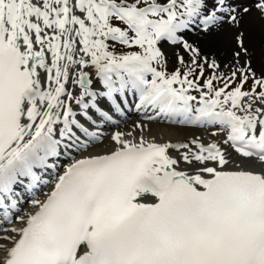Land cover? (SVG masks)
Returning <instances> with one entry per match:
<instances>
[{"label": "snow or ice", "instance_id": "1", "mask_svg": "<svg viewBox=\"0 0 264 264\" xmlns=\"http://www.w3.org/2000/svg\"><path fill=\"white\" fill-rule=\"evenodd\" d=\"M0 264H264V0H0Z\"/></svg>", "mask_w": 264, "mask_h": 264}, {"label": "bare ground", "instance_id": "2", "mask_svg": "<svg viewBox=\"0 0 264 264\" xmlns=\"http://www.w3.org/2000/svg\"><path fill=\"white\" fill-rule=\"evenodd\" d=\"M258 30V24L256 25ZM143 117L142 115L137 116V118ZM127 118L126 121H123L121 124L120 130L129 129L133 125V123H137L135 119ZM143 123V122H142ZM147 129H150V132H146L147 138H155L158 142H166L169 140L176 141V140H184V139H191L193 137H200L203 141L210 142L214 139L213 136L210 135L214 129L205 128L207 134L204 133V128L190 126V125H175L173 123H169L164 121L163 119H158L155 121H151L148 123H143ZM128 127V128H127Z\"/></svg>", "mask_w": 264, "mask_h": 264}, {"label": "rangeland", "instance_id": "3", "mask_svg": "<svg viewBox=\"0 0 264 264\" xmlns=\"http://www.w3.org/2000/svg\"><path fill=\"white\" fill-rule=\"evenodd\" d=\"M171 67H173V65H170V70H171ZM210 71H211V70H209V72H210ZM206 74H208V73H206ZM246 87H247V85H246ZM127 128H128V127H127ZM123 129L126 130L125 127H123Z\"/></svg>", "mask_w": 264, "mask_h": 264}]
</instances>
